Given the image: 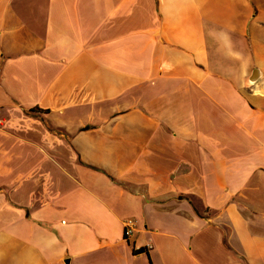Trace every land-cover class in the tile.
I'll use <instances>...</instances> for the list:
<instances>
[{
  "label": "crops",
  "instance_id": "obj_1",
  "mask_svg": "<svg viewBox=\"0 0 264 264\" xmlns=\"http://www.w3.org/2000/svg\"><path fill=\"white\" fill-rule=\"evenodd\" d=\"M0 108V264H264V0H0Z\"/></svg>",
  "mask_w": 264,
  "mask_h": 264
},
{
  "label": "built area",
  "instance_id": "obj_2",
  "mask_svg": "<svg viewBox=\"0 0 264 264\" xmlns=\"http://www.w3.org/2000/svg\"><path fill=\"white\" fill-rule=\"evenodd\" d=\"M135 226H136V221L133 218H129L126 220L124 227L125 238L128 239L133 234Z\"/></svg>",
  "mask_w": 264,
  "mask_h": 264
},
{
  "label": "trees",
  "instance_id": "obj_3",
  "mask_svg": "<svg viewBox=\"0 0 264 264\" xmlns=\"http://www.w3.org/2000/svg\"><path fill=\"white\" fill-rule=\"evenodd\" d=\"M140 251V250H139Z\"/></svg>",
  "mask_w": 264,
  "mask_h": 264
}]
</instances>
